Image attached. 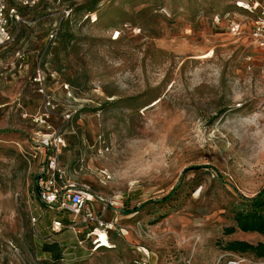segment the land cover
<instances>
[{
  "label": "rangeland",
  "instance_id": "1",
  "mask_svg": "<svg viewBox=\"0 0 264 264\" xmlns=\"http://www.w3.org/2000/svg\"><path fill=\"white\" fill-rule=\"evenodd\" d=\"M235 1L37 0L19 11L0 49V264H264L224 248L263 239L223 233L247 208L240 195L264 187V55ZM222 15L244 24L240 37ZM58 133L66 180L118 196L104 219L120 231L98 232L110 248L78 245L82 224L50 232L66 215L42 204L37 181Z\"/></svg>",
  "mask_w": 264,
  "mask_h": 264
},
{
  "label": "built area",
  "instance_id": "2",
  "mask_svg": "<svg viewBox=\"0 0 264 264\" xmlns=\"http://www.w3.org/2000/svg\"><path fill=\"white\" fill-rule=\"evenodd\" d=\"M37 0H0V49L14 40L15 33L12 32L11 26L14 22L20 20L18 8L30 7ZM235 6L243 12L252 14L247 29L248 37L254 46L264 55V0H236ZM223 16V15H222ZM226 15L223 16V18ZM221 16H215L219 20ZM249 16H245L248 18ZM222 18V17H221ZM226 27L232 36L240 37L244 30V24L241 25L237 17L227 15ZM53 35H50L52 37ZM248 61L251 57L246 58ZM264 71V67H263ZM40 80V79H39ZM47 100V99H46ZM47 104L49 101L47 100ZM264 109V104H263ZM45 163L41 169L40 178L37 181L38 195L41 202L49 209H55L63 215H66L67 222L61 219H53L50 225L51 234L58 233L62 230H70L74 233L81 232L78 228L83 225L84 239H78V245H82L84 241L93 245L92 251H95L101 244L99 239V231H103L108 240V231H120L117 228L116 221H107L104 219L106 208L117 211L120 204L118 196L103 195L90 191L87 185H76L66 180L65 171L60 164V154L62 146H64V138L61 134L53 135L51 141L45 140ZM97 178L102 184H106L111 180L110 172L105 168H98L95 171ZM93 202L103 205V210L96 213L91 209ZM36 222V218L32 217V224ZM90 226L92 229H90ZM16 254L20 251L13 246ZM90 249V247H89ZM227 264H243L240 259H230Z\"/></svg>",
  "mask_w": 264,
  "mask_h": 264
},
{
  "label": "trees",
  "instance_id": "3",
  "mask_svg": "<svg viewBox=\"0 0 264 264\" xmlns=\"http://www.w3.org/2000/svg\"><path fill=\"white\" fill-rule=\"evenodd\" d=\"M25 8L28 7H19L18 12ZM192 168H195V166L187 167L185 170ZM240 198L244 200L247 208L240 209L234 213L233 220L235 224L225 227L223 233L230 235L238 230L241 232L257 233L261 235L263 239L261 241H258L257 243H251L241 239H234L228 241L224 245V248L227 251L233 253H249L256 258L264 259V187L251 197H244L240 195ZM46 208L48 210H55L49 209L48 207ZM135 210L136 209L124 210V212L131 213ZM56 213L61 214L58 211H56ZM58 218L61 217H56V219ZM64 223H66V221H64ZM101 247L110 248L111 245L100 246L98 248Z\"/></svg>",
  "mask_w": 264,
  "mask_h": 264
}]
</instances>
